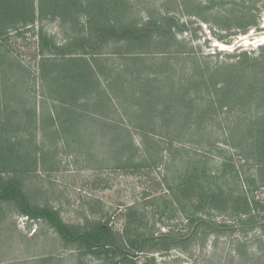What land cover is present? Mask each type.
Wrapping results in <instances>:
<instances>
[{
  "label": "rangeland",
  "instance_id": "rangeland-1",
  "mask_svg": "<svg viewBox=\"0 0 264 264\" xmlns=\"http://www.w3.org/2000/svg\"><path fill=\"white\" fill-rule=\"evenodd\" d=\"M6 1L15 2L0 0V5ZM123 1L126 22L162 20L166 38L126 49L132 52L113 53L112 43L104 44L99 49L107 58L104 68L116 82L109 86L106 75L97 71L93 90L74 85L68 103L59 101L56 84L51 85L55 76L68 74L64 68L52 65V80L40 73V35L48 44L47 54L51 43L64 46L81 36V27L87 33L86 1L80 7L71 4L76 25H63L59 6L51 2L39 18V0H32L34 21L0 22V144L11 149L0 157V168L10 166L0 175L17 177L30 202L54 208L68 224L90 229L106 223L127 254L88 252L65 242L45 220L20 213L13 201H0V264H264V209L251 211L258 214L253 220L238 211L241 195L264 200L257 164L241 153L262 109L251 104L241 109L206 107L197 124L182 125L185 110L208 102L203 87L192 85L180 102L186 108H176L177 124L143 126L152 137L147 143L143 130L130 121L131 112L145 100L135 97V91L148 76L166 74L160 85L168 94L183 90L195 59L208 70L238 61L243 52L258 56L264 45L256 37L264 32V0ZM163 16L172 17L171 31ZM135 55L142 58L132 59ZM96 90H101L103 108L91 104ZM67 107L74 112L65 113ZM186 165L200 173L206 169L203 188L221 187L225 197L215 202L211 197L198 206L196 188L190 200L175 196ZM245 178L255 181L243 183ZM161 235L169 240H153ZM138 237L141 244L132 247L130 241Z\"/></svg>",
  "mask_w": 264,
  "mask_h": 264
},
{
  "label": "trees",
  "instance_id": "trees-1",
  "mask_svg": "<svg viewBox=\"0 0 264 264\" xmlns=\"http://www.w3.org/2000/svg\"><path fill=\"white\" fill-rule=\"evenodd\" d=\"M25 1V2H24ZM74 1V2H73ZM65 0L63 3H59L55 0H39V18H43L44 6L46 2H51L54 5L59 6V18L62 24L65 25L68 21L72 24L76 23V18L72 16L70 12L71 4H77L79 7L86 1L89 5L87 9V33H83L82 27L81 36L69 40V43L64 46H57L54 42L49 45V53L45 54L44 48L48 44L42 43L43 37L40 35L41 40V54H44L42 61L40 63V73L43 78H47L50 74L49 70L51 66L64 68L66 75L62 76V79L56 76H49L50 80L55 81L51 83L54 85V92L62 94L59 97V101L63 103H68L69 100L66 97H71L74 85L77 89L85 91L89 86L95 87V82H99L97 77V71L104 73L108 79V84L114 83V78H109L110 74L104 68V61L106 56H103V52L99 49L104 44L109 42L112 43V52L117 53L128 51L126 49L134 48L135 46L144 47L145 45L151 44V41L162 42L167 36L166 28L163 29L165 25L162 20H149L138 25L134 22L125 21L123 19L125 11V3L123 0ZM71 14V15H70ZM35 8L32 0H15L14 4L11 1H6L0 5V22H5V25H13L14 21H18L19 18L23 22L34 21ZM18 19V20H17ZM166 22L173 21L172 17L163 16ZM251 22L254 24V18H250ZM8 23V24H7ZM3 26V25H2ZM168 31H171L172 24L166 23ZM75 45L73 50H69V45ZM43 45H45L43 47ZM80 48L78 51L77 49ZM123 47V49H121ZM261 52L258 56H250L247 52L242 53V57L236 62L222 63L217 65L215 68L204 70L202 68L201 61L195 59L194 70L191 74L188 83L183 86V90L179 89V92H175L172 89L169 90L171 93L166 94L161 85L164 86L165 80L168 78L166 74L163 77L158 74L153 76H148L142 86H139L138 90L135 91V97L138 99H145L139 103V106L134 108L131 112L133 113V118L130 120L131 124L138 126L143 130L142 138L145 143L152 140L150 134L143 128L147 124H155L164 126L169 122H174L177 124V107L184 106L181 105V100L187 95L192 85L197 87H203V90L208 96L207 104L198 107V110L194 108L190 110H185L186 120L182 121V125H193L199 122L200 111L206 110L207 108H223L226 109H238L242 107L249 106L250 104L256 109L260 110L259 114L253 120L254 126L249 127L250 135L247 145L242 148L246 150L241 151L245 157H251L254 163L257 164V171L260 177L261 184H264V45H261ZM138 53V52H137ZM91 55L90 59L88 58ZM139 55H135L132 59H140ZM93 63V64H92ZM95 66V68L93 67ZM59 70V69H58ZM200 71V73H198ZM154 82L151 83V82ZM116 82V81H115ZM156 82V83H155ZM159 82V83H158ZM116 84V83H115ZM153 84V85H152ZM161 84V85H160ZM79 87H78V86ZM160 87V88H159ZM122 88V90H124ZM199 89V88H198ZM103 91V90H102ZM178 91V90H177ZM100 92L101 90H96L94 96H92V105L96 108H103V104L100 103ZM159 92L163 94H159ZM119 96V105L125 108L123 104L121 95ZM71 102V101H70ZM207 107V108H206ZM96 108V109H97ZM183 108V107H182ZM180 109V108H179ZM74 112L73 108H65L66 112ZM183 109H180V113ZM128 115V111L126 112ZM68 114V113H67ZM144 119L146 122H144ZM71 121V118H70ZM105 125H109L102 119L98 120ZM252 122V121H251ZM72 124V123H71ZM109 127V126H108ZM143 128V129H142ZM245 137L241 136V139ZM148 150V148H146ZM11 151L9 147H3L0 144V157L3 159L5 157V152ZM147 154H149L147 152ZM0 168V173L6 167ZM24 167V166H23ZM234 168V166H232ZM203 169L202 172H197L195 166L192 169L186 165L178 178L177 182V194L187 196L190 200V193L197 189L196 203L200 206L202 200L208 198H213L212 202L220 201V198L225 197V193L221 187L218 189H212L208 192L203 188V178L207 175ZM238 177L239 173H235ZM255 178L248 179L245 178L243 183L250 184L254 182ZM169 186V185H168ZM171 186L170 188H173ZM241 202L238 209L239 212L249 213V220H253L258 214H252L255 210L264 209V200H258L255 198L249 199L248 196L241 195ZM240 196V197H241ZM0 201H13L20 213L26 215L30 219H43L48 224H50L59 233L61 238L67 243H77L78 246H82L86 251L95 253L103 252L105 254L109 253H122L127 254L124 250L123 245H120L116 234L111 231L109 226L105 223H95L90 229H80L77 226H73L64 222V220L59 215L58 211L50 206H41L30 202L29 197L20 185V180L17 177L3 179L0 175ZM222 201V200H221ZM196 207V206H195ZM196 209V208H195ZM197 210V209H196ZM252 211V212H251ZM264 227V223L261 225ZM163 241L169 240L166 235L158 236L153 240ZM139 237L137 240L130 241L132 247H139L141 244ZM125 261L128 258H124ZM129 262V261H128ZM127 263V262H126ZM112 264H118L114 262Z\"/></svg>",
  "mask_w": 264,
  "mask_h": 264
},
{
  "label": "bare ground",
  "instance_id": "bare-ground-1",
  "mask_svg": "<svg viewBox=\"0 0 264 264\" xmlns=\"http://www.w3.org/2000/svg\"><path fill=\"white\" fill-rule=\"evenodd\" d=\"M255 34V33H254ZM256 37H257V39L259 40H263L264 41V32H262V33H258L257 35H256ZM242 39H246V37H244V38H242Z\"/></svg>",
  "mask_w": 264,
  "mask_h": 264
}]
</instances>
